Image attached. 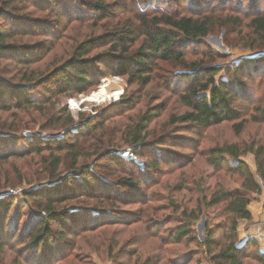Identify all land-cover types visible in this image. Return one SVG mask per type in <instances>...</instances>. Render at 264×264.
I'll return each mask as SVG.
<instances>
[{"label":"trees","instance_id":"trees-1","mask_svg":"<svg viewBox=\"0 0 264 264\" xmlns=\"http://www.w3.org/2000/svg\"><path fill=\"white\" fill-rule=\"evenodd\" d=\"M79 2L82 4L78 6L76 13L79 9L82 11L83 6L88 7L89 11H84L86 14H93L89 17L93 18V27L98 21L114 15L110 6L101 0L90 2L88 6L81 0ZM213 2L215 0H208L202 4L206 6L207 3H212V6L222 7L228 3L227 0L215 2L216 4ZM152 3L153 0H134L133 12L140 18L137 24L127 20L122 24L117 22L111 30L98 36L74 35L73 38H66L67 43L70 41L69 52L65 49V54H61L60 60L50 62L41 70L40 64L44 63L40 61L65 39L64 32L72 25L69 22L82 23L85 18L66 10L65 2L59 6L58 0H0V63L5 62L12 67L3 71L0 68V165L9 163L11 159L21 160L33 155L39 157L44 153L46 156H41L39 165L44 166L46 175L52 180L50 184L23 191V197L33 199V220L27 222L18 233L20 243H26L25 246L29 250H18L17 254L21 256V260L14 261V264H52L55 256L63 257L64 253L73 249L74 236L95 231L99 223L100 226L104 223L115 224L116 215L119 214L116 208L107 211L94 206L90 209L73 210L67 205L73 199L105 200L114 204L136 201L142 204L139 189L143 184L141 180L121 178L117 186H114L111 182L101 181L89 167L90 162L97 158L123 161L118 151L107 148L110 140L107 138L105 113L108 110L87 118L80 116L79 120L74 121L69 110L66 107L61 108L53 113L54 123L49 129L64 133L59 137L47 138L38 135L21 136L20 132L26 128V122L19 117V112H42L44 107L51 104L52 96L56 94L67 97L84 94L108 73L101 69L103 66L116 75L126 76L129 84L137 81L142 87L152 84V73L156 70L162 89L174 94L187 108V111L179 116H170L167 120L169 125L192 124L202 131L224 122H234L240 119L243 103L255 104L252 111L254 114L252 113L250 118L264 124V96L254 99L255 88L254 91L249 90L247 82L241 79L244 75L249 81L254 75L264 76V55L240 59L227 68L213 61L206 65L193 62L186 65V68L183 67V70L169 73L160 63L174 67L185 66L183 58L188 47L201 43V39L209 34L213 20L211 16H202L200 13L181 14V11L171 4L158 8ZM202 4L192 5L201 9L204 7ZM25 8L38 9L40 12L48 10L53 16L51 22L54 26H50L51 23L43 20L44 18H32L28 15L30 11L22 12ZM249 9L252 15L247 22V28L256 42L264 44V12H259L252 4ZM74 14L77 16L72 17ZM63 16L68 18L66 27L61 33H56ZM238 23L239 18L232 16H225L222 22L223 25ZM48 30L51 31L50 36ZM36 34H41L44 39L32 45H21L15 40L18 36ZM249 47L251 50L260 48L253 45ZM101 48L105 49L88 57L94 50ZM222 71L224 75L216 78ZM2 75L9 77L6 79ZM35 91L37 93H34ZM249 91L253 92L252 95ZM120 103L122 102L114 103L111 107H118ZM163 109L164 107L154 106L142 114L134 115L133 121L127 119L122 125V137L131 149L132 156L143 158L141 152L150 146L146 138L148 126L160 117ZM243 123L240 121L232 124L235 134L242 131ZM16 134L17 136H14ZM18 141H21L19 149L13 146V142ZM165 143L164 137L156 142L158 146ZM163 154V149L155 148V156L148 163V167L158 170ZM247 154L254 157V173L242 159ZM226 157L234 164H229ZM205 161L212 170L223 169L225 173L236 175L242 180L241 185L233 191L216 185L209 200L203 197L198 206V217L201 214L200 208L217 205H223L226 215L224 224L217 226L215 230L205 226V235L199 245L204 248L208 261L211 264H243L248 250L255 249L256 261L258 264H264V248L260 250L250 238L242 245L236 241L238 221L250 220L249 195H259L264 189V142H224L209 149ZM61 170L68 171L69 177L57 181ZM139 175L143 177L142 173ZM117 187L125 189L126 192H119ZM111 195H114V200H111ZM14 199L6 193L0 194L1 247L8 243L2 236L5 226L2 219L7 218L10 209L15 206ZM16 213L20 214L19 203ZM183 216L187 219L197 217L193 214L187 217L185 213ZM16 219L17 217L8 224V236L11 239L15 238V225L22 218ZM118 219L121 221V218ZM167 239L168 243L176 244L190 239V227L185 224L175 227L170 230ZM108 250L111 254L112 248L109 247Z\"/></svg>","mask_w":264,"mask_h":264},{"label":"rangeland","instance_id":"rangeland-1","mask_svg":"<svg viewBox=\"0 0 264 264\" xmlns=\"http://www.w3.org/2000/svg\"><path fill=\"white\" fill-rule=\"evenodd\" d=\"M79 1L58 0V5L60 6L62 2H65L66 10L76 13L78 6L82 4ZM81 1L88 6L90 2L95 0ZM101 1L110 6L114 11V15L98 21L97 25L93 27V18H89L93 14L91 12L86 14L89 11L88 7L83 6L82 11L79 9L76 14L84 17V22H69L72 25H69V30L67 29L64 32L65 39L53 49L54 51H50L45 56V59L40 61L44 63L40 64V66L42 65L41 70L45 69L50 62L60 60L61 54H65L63 53L65 49H68L66 52H69L70 41L67 43L66 38H73L74 35L75 37L83 35L86 37L90 35L98 36L105 31L111 30L117 22L122 24L130 20L134 24L139 23L140 18L133 12L134 0ZM206 1L157 0L155 2L153 0L152 5L154 7L165 8L167 4H171L181 11V14L189 12V15H194L193 13H200L202 16H211L213 20V26L209 34L201 39V43L198 46L188 47L183 58L185 66L174 67L160 63V66H164L169 73L183 70V67L186 68V65L193 62H202L206 65L213 61L215 64L227 68L240 59L260 54L264 55V44L256 42L247 28V22L252 15V12L249 13V6L252 4L254 8L256 7L262 13L264 12V0H227L228 3L222 7L219 5L212 6V3H205L206 6H204L202 3ZM218 1L221 0H215V2ZM215 2L213 3L216 4ZM194 3L196 5L202 4L204 7L201 9L195 8L192 5ZM22 12H29L28 15L32 18H44L43 20L51 23L50 26H54V23L51 22L53 16L48 10L40 12L38 9L25 8L22 9ZM76 14L72 15V17L77 16ZM225 16L238 17L239 23L237 25H223L222 22ZM67 22V16H63L61 26L58 27L56 33H61ZM48 32H50L48 33L50 36L51 31L48 30ZM42 39L44 37L41 34H36L34 36H18L15 40L19 41L21 45H32ZM135 44L137 46V43ZM249 45L260 48L251 50ZM104 49H96L88 57L94 56ZM0 68L3 71L5 68L9 70L12 67L2 62L0 63ZM106 68L101 67L103 71L108 72L104 75L103 80L101 79L96 86L89 88L84 94L75 95L74 97L56 94L52 96L51 104L44 107L45 110L42 112L26 110L18 114L26 122V128L20 132L21 136L31 137L38 135L47 138V136L59 137L64 133L49 129L54 123L53 113L61 108L66 107L74 121L79 120L80 116L87 118L92 115H99L103 113V110H108L105 113V126H107L106 129L108 128L107 138L110 140L107 148L118 151V155L123 161L113 158H97L90 162L89 167L91 171L96 172L97 176L102 179L101 181L111 182L114 186H117L116 184L121 178H132L143 182L139 189L142 204L136 203V201L116 202L114 204L105 200L96 201L88 200L87 198H77L67 203L71 207L70 209L73 210L79 208L90 209L97 206L99 209L107 211L111 208H116V210H119V214L116 215L117 220L114 225H105L104 223L100 226L99 223L95 227V231L81 233L78 237L74 236L73 249L64 253L63 257L55 256L52 259L54 262L52 264H211L205 255L204 248L199 243L203 241L205 226L215 230L217 226L224 224L226 215L223 211V205H217L200 208L201 214L198 217V206L203 197L207 201L209 200L210 193L216 185H221L226 190L233 191L241 185L242 180L236 175L225 173L223 169L219 171L212 170L206 164L205 159L209 149L224 142L249 143L252 140L264 142V124L255 122L250 118L255 104L243 103L244 108L241 110L240 119L234 121L244 122L243 129L239 134H235L232 129L234 122H224L202 131L192 124L172 126L167 123L168 118L172 115L179 116L185 113L187 108L179 102L174 94L162 89L160 77L156 76V70L152 73V84L142 87L137 81L129 84L126 76L116 75ZM223 75L224 72L222 71L216 78ZM2 76L6 79L9 77V75ZM244 76L241 79L247 82L249 90L252 91L253 88L256 90L255 93L249 91L251 95L253 93L254 99L263 97L264 76L254 75L250 81ZM107 79L112 82L109 89L120 88L118 99L112 98L103 102L85 101L92 93L100 90L103 81L106 80L107 82ZM34 93L37 92L35 91ZM119 101L122 102L120 103L121 105L111 107ZM154 106H161L164 109L160 117L149 124L146 138L150 146H147V149L141 152L143 158H137L131 155V149L127 147L126 141L122 137L121 127L127 122V119L130 121L134 115L142 114ZM14 136H17V134ZM161 137H164L166 143L158 146L156 142ZM13 146L19 149L21 141L13 142ZM155 148H161L165 151L158 170L148 167V163L155 156ZM41 156L44 158L46 155L43 153ZM41 156L33 155L21 160L11 159L9 163L0 165V194L6 193L14 197V202H16L15 206L10 209L7 218L2 219V223L5 225L2 236L5 237L4 241L8 243L1 247L0 242V250H2L0 252V264H14V261L20 262L21 256L17 254V251L29 250L25 246L26 243L22 244L18 239L19 231L24 225H27V222L33 220L31 219V210L34 209L33 199L23 197V191L38 185L50 184L49 182L52 181L46 175L44 166L39 165ZM242 159L249 166L251 172L254 173L253 155L247 154ZM226 160L229 164H234L227 157ZM139 173L143 174L142 178ZM59 174L57 181L63 177H69L70 173L61 170ZM116 190L126 192L125 189L119 188ZM113 196L111 195V200H114ZM249 197L250 200L257 199L252 194ZM18 203L20 214L17 215ZM183 213L187 217L192 214L197 217L195 219H187L183 216ZM16 217V220H19L20 217L22 219L15 225L16 236L11 239L8 236V224ZM118 218H121V221ZM182 224L190 227V239H184L178 244L168 243L167 236L170 230ZM236 241L238 242V237ZM257 246L259 249L261 248L259 245ZM109 247L112 248L111 254H109ZM248 251L249 253L245 255L247 258L243 259V264H258L255 249Z\"/></svg>","mask_w":264,"mask_h":264},{"label":"crops","instance_id":"crops-1","mask_svg":"<svg viewBox=\"0 0 264 264\" xmlns=\"http://www.w3.org/2000/svg\"><path fill=\"white\" fill-rule=\"evenodd\" d=\"M252 196L256 197L257 199L251 200V202L248 205L250 220L238 221L236 235L238 237L239 245L244 244V242L249 238L253 240V235L256 229H260L264 234V207H263L264 189H262L259 195L252 194ZM259 246L261 247L260 250L264 248V240Z\"/></svg>","mask_w":264,"mask_h":264},{"label":"bare ground","instance_id":"bare-ground-1","mask_svg":"<svg viewBox=\"0 0 264 264\" xmlns=\"http://www.w3.org/2000/svg\"><path fill=\"white\" fill-rule=\"evenodd\" d=\"M111 84L112 82H110L109 79H107V82L106 80H104L102 84V88L97 92L92 93L91 96H88V98H86L85 101L103 102L105 100L112 98L117 100L120 94V88L114 87L113 89H109Z\"/></svg>","mask_w":264,"mask_h":264},{"label":"built area","instance_id":"built-area-1","mask_svg":"<svg viewBox=\"0 0 264 264\" xmlns=\"http://www.w3.org/2000/svg\"><path fill=\"white\" fill-rule=\"evenodd\" d=\"M47 137H49V136H47ZM253 240L258 245H261L262 241L264 240V234L262 233V231L260 229H256V231H255V233L253 235Z\"/></svg>","mask_w":264,"mask_h":264}]
</instances>
